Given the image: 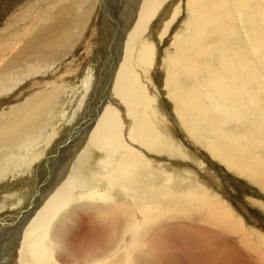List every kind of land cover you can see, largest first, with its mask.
<instances>
[{
    "label": "bare ground",
    "instance_id": "1",
    "mask_svg": "<svg viewBox=\"0 0 264 264\" xmlns=\"http://www.w3.org/2000/svg\"><path fill=\"white\" fill-rule=\"evenodd\" d=\"M84 1L39 0L9 9L11 0H0V96H5L0 100V222L18 216L24 227L6 254L8 262L18 257L19 264H162L168 254L174 257L169 245L164 251L165 232L173 223L180 228L197 222L210 227L209 234H239L244 250L264 264V251L249 243L244 221L194 176L196 169L189 163L168 169L172 157L185 153L173 140L180 134L176 123L159 109L151 76L160 60L159 42L171 35L164 86L180 129L195 141L204 139L212 157L264 190V155L254 149V137L264 131V0H185L182 15L174 0H134L118 28L107 31L103 3ZM155 27L159 42L150 35ZM104 34L100 47L93 36ZM82 36L85 47L77 44ZM242 39L243 48L236 44ZM84 48L83 64L78 54ZM55 59L61 62L52 70L55 61H49ZM71 66L83 72L75 79L83 91L65 123L79 119L89 97L85 145L78 165L53 190L27 200L35 170L26 171L43 153L36 147L39 136L54 127L52 119L59 121L60 113L66 118L69 101L56 104L62 90L58 78ZM48 69L54 73L30 79ZM106 71L112 72L106 91L113 102H106L105 93L94 112L90 95L98 93L96 72ZM228 120L234 128L222 125ZM246 120L248 128L239 131ZM55 134L49 132L47 144ZM23 181L26 193L16 199ZM193 224L190 233H200ZM253 255L250 264H258ZM229 259L226 264H245L236 253Z\"/></svg>",
    "mask_w": 264,
    "mask_h": 264
},
{
    "label": "rangeland",
    "instance_id": "2",
    "mask_svg": "<svg viewBox=\"0 0 264 264\" xmlns=\"http://www.w3.org/2000/svg\"><path fill=\"white\" fill-rule=\"evenodd\" d=\"M38 1L39 0H31V2H29L28 0H11V5L9 9H16V8H21V7L32 6ZM133 1L134 0H96L97 4L103 3L102 6L106 7V13L108 17L105 16V24H104L105 31H107L110 27L115 28L117 27L116 25H119V20L127 14L128 10L130 9V5L133 3ZM83 2L85 1L83 0ZM176 3L181 4L180 15H182L183 12L186 11L185 0H174L173 6H175ZM35 7L39 9V8H42L43 6L36 4ZM100 8H101V5H100ZM159 12L164 15V9H161ZM101 13H102V8H101ZM96 14H97V9L95 7L92 13V17L93 18L96 17ZM180 18L182 19L183 17L180 16L179 20H181ZM91 23H92V20L89 22V24ZM176 24L178 25L179 21L175 22V26H177ZM159 30H160L159 28L155 27L154 30L150 34L151 38L156 42H159L158 41L159 40L158 31ZM87 32H88V29H86L85 35L87 34ZM105 34L102 39L94 35L93 42H95L97 45H100V47H102V44L104 45L102 40L104 41ZM170 36L167 35L165 36L166 38L163 37L162 38L163 40L159 42L158 52H159L160 60L157 62L158 64L156 65V67L153 69V72L151 73V76H153L154 78L155 86L157 87V92H158L157 102H158L159 109L160 108L163 109V111L162 109H160V111L162 112L163 115L169 118V121L172 123V125L176 123L173 126L177 127L176 128L177 132H178V129L180 130L178 132V134L179 133L180 134H179V137L173 138L174 137L173 136L172 138L176 142V144H179V146L181 147V150L184 151L185 153L184 157H181L179 153L177 156L172 157L171 159L172 162L167 164L168 169L169 167H174V168L179 169L180 168L179 166L184 163H189L191 165L190 169L192 170L196 169L197 173L194 172V176L199 181H205L204 184L208 186L210 189H212V191L215 192L214 194H217L225 202V204H228L232 208V211H234V213H236V215L244 221L245 223L244 226L247 230L244 233L246 234L247 239L250 238L249 243L251 242L254 243V248L261 250L263 252L264 246L262 245V241L264 239V235H263L264 234V190L259 185L255 184L253 181L245 178L244 176L239 175L235 171L227 169L228 167H226L224 163L212 157L206 148V143L204 139L200 138L195 141L192 137L191 138L188 137L186 133L180 129V122L175 115V111L171 105L172 103L168 97L167 89L164 86V78L166 76L167 65L163 61V58L166 55L167 49H169L171 46ZM100 37H101V34H100ZM77 44L78 46L85 47V44H86L85 37L82 36V38L79 40ZM236 44H238L241 48L246 46L245 41L243 39L240 40L239 43L236 42ZM29 45L30 43L27 44V46L25 47L24 49L25 52L27 51V47ZM106 50L110 51V49L108 48ZM84 51H85V48L81 50L80 54H78L82 58L81 63L83 64L86 63V60H83L85 58ZM113 60L115 59L114 58L110 59L109 63ZM53 61L55 62L54 64H52V66H54L52 67V70L54 68H57V64L58 62L59 63L61 62V59L50 60L49 62L51 63ZM19 62L26 63L23 59L20 60ZM81 66L82 65H80V67ZM71 67L72 68L71 69L69 68L67 71L60 72V77L58 78L60 85L62 84L61 85L62 90H61V93L59 94V99L56 104L60 105L63 102L69 101V103L65 106L66 107V118L63 117L62 114L60 113L59 116L61 119L59 121H56L55 117L54 119H52V123L54 127L49 129L46 134L41 133L39 136L38 144L36 145V147L38 148V150H42L43 153H42V156L38 159V161H35V163L31 164L28 170L26 171V172H29L30 170H33V171L35 170L33 172L34 179H32V182H31L32 188H30L31 187L30 185L29 187L30 193L28 191L27 196H26L27 200L28 199L32 200L36 196H39L40 193L46 192L48 190L50 191L53 190L56 183L64 179L67 176V174L71 171L72 166L76 167L78 165V162L76 163L77 156L79 154L80 149L85 145L84 143L83 146H81V143H82L81 139H83L84 137V131H85L84 125L86 122H89L88 121L89 119H87V117H89L88 114L92 115V113H90L91 103L89 104V97H88V100H86L85 106L82 109V112H81L82 114L79 115V119H76V122L74 121V123L68 126L65 123V120L71 115V112L76 106L77 101L81 95V92L83 91L81 90L82 87H80L78 82L75 81L77 75L80 76V74L83 72L76 70L74 66H71ZM260 68L262 69L261 72L264 74V69L262 67ZM52 70L48 69L45 72H37L35 74L32 73L30 74V79L31 77H35V76L47 77L50 74L54 73V72L52 73ZM96 74H97L96 81L99 80V82L98 84H95L94 86H96L98 93H95L94 95L93 94L90 95V97L94 98L93 100H95L94 103L96 106H94L93 108L94 112L95 110L99 108V101L101 97H103L105 93H107L106 88L108 86L109 78L112 76L111 75L112 72H108V71L96 72ZM64 91H66L67 94H64ZM3 99H5V96H0V100H3ZM93 100H91V102H93ZM106 100H105L106 102L108 101L113 102L111 100L110 92L107 93ZM88 104L90 106L87 107ZM160 105L161 106L165 105V106L161 107ZM261 108H263L261 110L264 112V102L261 103ZM59 110L62 111L63 107L58 108V111ZM256 120L260 121V118L256 117ZM249 122L250 120H246L244 121L243 125L240 124L239 125L240 128L238 126L239 131L245 130L246 128H248ZM222 125L226 129H231L235 127V124L232 123L230 120L222 123ZM52 129H55V132H56L53 138L54 141L51 140L47 144L46 140L48 138L49 132ZM164 133L166 135H169L167 131H165ZM181 135L184 138V140L181 137ZM257 135H259L258 139H257ZM61 138H62V142H60L59 145L57 146V149L53 151V148L55 147V142ZM263 140H264V131L262 133L260 132V134H258L257 132L256 136L254 137V149L256 146L257 148L256 150H258V152H261L264 155V141ZM43 161H46V162L44 163ZM93 161H94L93 158H91V163H93ZM178 164L180 165L178 166ZM12 169H13V172L15 173L16 170L14 169V167H12ZM36 171L38 172L36 173ZM200 174L201 175L203 174L201 178H199ZM57 175L59 177H57ZM25 176L26 175H24V177ZM207 176L209 177L211 176V178H209L211 181L208 179ZM22 184H21L22 189L21 187H19L18 194L15 195L16 199H18L19 197H23V194L26 193V191H23L26 188V185H25L26 183H24L23 181ZM28 194H29V197H28ZM23 206H24V203L20 207L23 208ZM80 211L81 209H78L77 214ZM17 217L18 216H15V218L13 219L9 218L6 220H1L0 222V230H2L3 228V230L0 231V264H7L8 256L6 254H8L11 251L13 240L16 241L15 239L16 236L19 234L21 235V233L23 232L24 227L23 226L19 227V222H17L19 221L18 220L19 218ZM194 221L196 222L197 220L195 219ZM82 224H83V227L86 228L88 224L86 218L82 220ZM186 224L187 225L181 226L182 228L181 227L177 228L178 223H173L170 227V230L165 232L164 237H167V238H166V241L163 242L162 244L164 245V251L165 249H167V245H169L168 246L169 249L170 247L171 249L173 248L172 250H169V252L174 257L172 256L173 258L170 259V255L168 254L167 256H165V260L163 261L162 264H214V263L217 264V262H220V263L222 262L223 264H226L225 262L227 260L232 262V260H230L229 258H231L232 256V259H233L235 253H236L237 260L242 261L243 259H245L243 260L244 263L250 264L249 258L253 254L251 252H246L244 250L245 248L244 243L241 242L242 238H240L239 234L222 233V232H216V234H213V233L209 234L208 231L210 227L204 226L205 225L204 223L197 224L196 222L193 224L191 222H186ZM191 224H193L194 226V231L197 232L198 230L200 233H194L193 231L192 233H190ZM72 225L74 229H78V225H74V224ZM165 226H167V224L165 223L161 224V227H165ZM197 227L199 228L201 227L202 229L201 228L199 229ZM187 228H189L190 230ZM204 228L207 232L204 231ZM169 233H170V236H173V237H170ZM16 246H17L16 247V253H17L19 252L18 250L20 248V244L18 243V245ZM138 250L142 251V249H138ZM239 256H242L243 259L239 258ZM256 257L257 256H254L255 260H256ZM256 261L258 264L260 263L262 264L263 260L258 259ZM17 262L19 264L18 257L11 259L10 262H8V264H15ZM117 264H119V262H117Z\"/></svg>",
    "mask_w": 264,
    "mask_h": 264
}]
</instances>
